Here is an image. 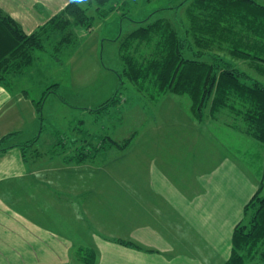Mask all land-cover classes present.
<instances>
[{
    "label": "crops",
    "instance_id": "crops-1",
    "mask_svg": "<svg viewBox=\"0 0 264 264\" xmlns=\"http://www.w3.org/2000/svg\"><path fill=\"white\" fill-rule=\"evenodd\" d=\"M16 1L0 0V9L31 33L70 0H22V18L8 7ZM106 39L93 46L95 56ZM59 85L56 93L66 107L94 109L119 82L106 98L93 82ZM34 100L22 88L0 98V140L16 133L0 150V264H72L78 239L95 251L94 264L226 263L235 226L262 175L239 163L236 148L196 120L191 104L189 114L183 113L175 98L176 109L163 110L158 120L134 131L131 144L112 158L96 154L76 162L52 150V136L44 139ZM33 139L24 153L22 145ZM48 144L52 152L38 151ZM18 147L22 161H9Z\"/></svg>",
    "mask_w": 264,
    "mask_h": 264
},
{
    "label": "trees",
    "instance_id": "trees-1",
    "mask_svg": "<svg viewBox=\"0 0 264 264\" xmlns=\"http://www.w3.org/2000/svg\"><path fill=\"white\" fill-rule=\"evenodd\" d=\"M190 2L186 37H181L168 19L158 18L116 39L125 75L117 72L120 84L115 95L125 84L124 76L157 98L168 93L187 94L192 115L200 123L207 110L213 116L228 109L235 116L233 129L239 127L241 119L243 129L264 143V82L236 64V60H245L264 72V58L260 56L264 54V4L257 0ZM117 7L115 0H70L31 33L0 9V83L32 67L36 51L47 49L45 40L55 35L59 49L78 40L79 33L84 38L94 29L97 18L104 19ZM59 88V83L50 85L42 98L34 101L42 122L43 101ZM15 136L10 133L2 137L0 150L9 147L5 144ZM132 140L133 136L126 139L120 148H127ZM35 141L22 145L24 153L25 146ZM91 157L78 152L66 160L82 162ZM86 249L81 250L84 253ZM88 250L92 264L94 251ZM256 257L258 264H264V175L235 226L225 264H246Z\"/></svg>",
    "mask_w": 264,
    "mask_h": 264
},
{
    "label": "rangeland",
    "instance_id": "rangeland-1",
    "mask_svg": "<svg viewBox=\"0 0 264 264\" xmlns=\"http://www.w3.org/2000/svg\"><path fill=\"white\" fill-rule=\"evenodd\" d=\"M21 1H16L14 7L8 5L12 12L18 14V16L21 15L17 5ZM115 1L118 4L117 9L104 19H96L95 30L89 38L88 34L83 38V33H79L78 40L63 45L59 49H57V37L55 35L50 40H45L47 49L36 51L35 64L21 74L6 78L2 83L6 91L0 92V98L11 91L14 92L22 88L28 91V94L36 101L44 95L50 85L60 83L64 87V85L73 81L82 84L93 82L94 85H101L99 89L100 96L106 98L112 84L119 82L117 72L119 71L123 73L122 75H125L123 72L124 63L119 54V40H116L120 36L121 27H123L121 35H125L140 27V25H146V23L156 21L158 18H166L181 37H186L188 34L186 31L190 21L187 10L192 6L190 0ZM21 5L25 8L22 2ZM160 7L162 8L158 9ZM105 38H107L105 46L100 45L97 49V56H95L96 49L93 46L99 39L102 41ZM73 54H76V56L72 62ZM188 55L191 56V54ZM260 56L264 58V54ZM236 64L246 70L248 74L264 82V72L256 70L252 66L253 64L245 60L240 62L236 60ZM100 65H105L107 70H98ZM124 81L125 84L117 95H115L117 92L115 91L107 102L94 107V109H84L85 107L82 106L68 108L60 101L59 98H64L60 95V92H49L45 98L44 111H42L44 117L42 129L45 132L44 139H48L50 135L53 137L49 138L50 141L56 143L54 147L56 150L54 148L52 150L55 153L60 152L61 157H69L81 152L82 155L92 157L99 154L103 158H112L119 150H122L120 145H123L125 139L129 138L134 131L145 128L158 120V114L160 115L163 110L173 111L174 108L176 109L178 106L173 103L175 98L180 99L181 105H184L182 108L183 113L185 111L189 114L188 108L190 109L191 102L187 94L171 95L172 93H168L157 98L154 93L150 94L148 91L138 89L126 76H124ZM65 90L61 91L64 95ZM183 113H178L177 116H183ZM161 116L164 117L165 113ZM234 117L228 109L213 116L207 110L202 119H204L203 123L209 131L215 135H221L231 146L236 148L235 155L239 163L248 167L254 175L259 177L262 175L263 178L264 143L256 140L243 129L244 122L241 119H239V127L233 129L231 124ZM56 132H59V134ZM12 139L7 141L5 145H11L9 143ZM205 144L207 148L211 147L208 139ZM50 145H46L47 147L41 145V149L38 151L40 153L46 152ZM7 158L12 162L17 158L22 161L21 148H15V152L12 154L10 152ZM75 245L71 263L89 264L92 257L89 248L82 247L80 239ZM82 248L87 251L83 253ZM94 256L96 259L95 251ZM258 263V257L248 259L246 262V264Z\"/></svg>",
    "mask_w": 264,
    "mask_h": 264
}]
</instances>
